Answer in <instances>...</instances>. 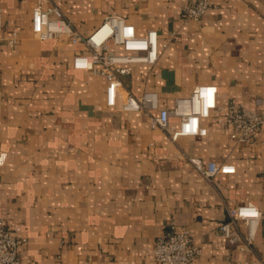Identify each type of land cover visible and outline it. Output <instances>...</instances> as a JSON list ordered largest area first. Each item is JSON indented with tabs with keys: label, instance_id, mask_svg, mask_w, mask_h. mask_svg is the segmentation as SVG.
<instances>
[{
	"label": "crops",
	"instance_id": "obj_1",
	"mask_svg": "<svg viewBox=\"0 0 264 264\" xmlns=\"http://www.w3.org/2000/svg\"><path fill=\"white\" fill-rule=\"evenodd\" d=\"M190 1L1 0L0 219L26 240L23 264H158L155 242L173 228L188 230L200 250L191 264L264 261V131L247 145L219 124L232 101L264 112V0H210L200 21L183 17ZM38 4L59 7L83 36L111 15L139 35L158 31L168 45L157 63L136 64L123 86L135 96L157 92L167 109L200 85L216 86L207 135L173 141L144 114L110 108L106 79L73 67L84 44L33 33ZM189 158L236 173L209 182ZM247 203L263 217L252 247L236 248L219 226L227 207Z\"/></svg>",
	"mask_w": 264,
	"mask_h": 264
},
{
	"label": "built area",
	"instance_id": "obj_2",
	"mask_svg": "<svg viewBox=\"0 0 264 264\" xmlns=\"http://www.w3.org/2000/svg\"><path fill=\"white\" fill-rule=\"evenodd\" d=\"M210 8V0H191L183 8V17L200 21ZM2 29L0 6V33ZM32 31L40 40H67L73 44H84L87 51L74 57L73 67L77 70H91L106 79V101L110 108L144 114L151 128L163 130L173 141L181 136L207 135L203 121L218 108L216 86L196 87L190 97L178 99L172 109L160 107L157 92L150 91L135 96L123 86L122 78L131 75L136 64L157 63L161 46L168 45V41L161 44L158 31L150 30L145 35H139L135 26L129 24L125 18L111 15L92 34L83 36L59 7L43 8L40 4L33 9ZM3 40L0 35V42ZM6 41L14 45L17 41L16 34ZM109 42L122 47L124 53L110 49ZM154 112L158 114L155 115ZM171 117L180 119L178 129L170 127ZM219 124L230 129V137L236 142L255 145L264 131V112L248 109L232 101L228 106L226 118L219 120ZM6 160L7 153L0 151V166H3ZM189 161L201 177L209 182L218 175L236 173V167L232 164L204 163L199 158H189ZM226 213V221L220 224L219 232L230 245L250 249L263 217L262 212L255 204L247 203L227 207ZM243 226L247 229L246 233L242 231ZM25 243V239L16 238L6 222L0 219V264H23L18 250ZM199 254L200 250L194 245L188 230L179 232L173 228L158 237L155 242L154 257L158 264H191ZM243 264H264V261L257 259Z\"/></svg>",
	"mask_w": 264,
	"mask_h": 264
}]
</instances>
